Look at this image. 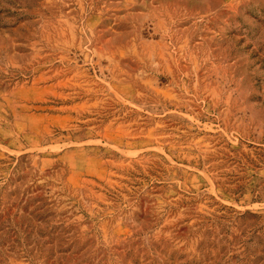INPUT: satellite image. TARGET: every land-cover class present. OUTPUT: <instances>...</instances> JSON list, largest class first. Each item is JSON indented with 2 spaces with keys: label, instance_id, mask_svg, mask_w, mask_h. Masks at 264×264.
I'll list each match as a JSON object with an SVG mask.
<instances>
[{
  "label": "rangeland",
  "instance_id": "374dc122",
  "mask_svg": "<svg viewBox=\"0 0 264 264\" xmlns=\"http://www.w3.org/2000/svg\"><path fill=\"white\" fill-rule=\"evenodd\" d=\"M0 264H264V0H0Z\"/></svg>",
  "mask_w": 264,
  "mask_h": 264
}]
</instances>
